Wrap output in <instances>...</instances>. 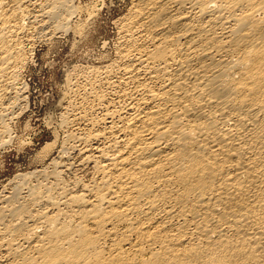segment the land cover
<instances>
[{"label":"bare ground","instance_id":"bare-ground-1","mask_svg":"<svg viewBox=\"0 0 264 264\" xmlns=\"http://www.w3.org/2000/svg\"><path fill=\"white\" fill-rule=\"evenodd\" d=\"M131 1L63 125L88 179L54 160L0 196V264H264V0ZM75 9L0 0V106L24 36L66 32Z\"/></svg>","mask_w":264,"mask_h":264},{"label":"rangeland","instance_id":"rangeland-1","mask_svg":"<svg viewBox=\"0 0 264 264\" xmlns=\"http://www.w3.org/2000/svg\"><path fill=\"white\" fill-rule=\"evenodd\" d=\"M131 2V0H72L73 6L76 7L75 14L72 15L75 16L70 18L66 32L45 36L48 29L42 32L30 29L24 36L26 39H22V46L26 53V61L15 81V86L20 89V95L16 97L14 108L8 104L11 100L9 98L1 102L0 106V110L4 108V111H1L6 115L4 122L10 133L0 144V196L20 182L26 186L35 184L37 180L41 181L43 178L37 172L45 171L44 175L47 173L45 176L51 174V171H54L52 164L54 160L59 162L61 168L63 165H66L67 169L70 167L68 170L64 167L65 173H61L66 182L88 179L90 168L80 163L84 154H79L77 143L74 149L71 148V144H64L67 133L63 125L70 118L68 116L70 108L77 103L78 94L82 92L79 83L84 81L86 74L88 76L90 68L107 65L115 59L116 50L119 48V20L128 13ZM72 99H75L76 103ZM75 127L72 125L70 129ZM73 132L79 134L81 130L76 127ZM61 145L68 151L59 152L62 150ZM23 174L27 178L21 181L18 176Z\"/></svg>","mask_w":264,"mask_h":264}]
</instances>
